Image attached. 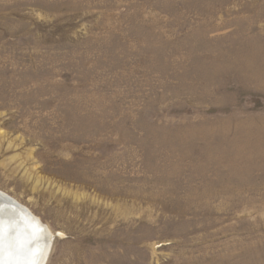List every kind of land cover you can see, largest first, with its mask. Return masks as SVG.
I'll use <instances>...</instances> for the list:
<instances>
[{"label": "rangeland", "instance_id": "rangeland-1", "mask_svg": "<svg viewBox=\"0 0 264 264\" xmlns=\"http://www.w3.org/2000/svg\"><path fill=\"white\" fill-rule=\"evenodd\" d=\"M0 190L45 264H264V0H0Z\"/></svg>", "mask_w": 264, "mask_h": 264}, {"label": "bare ground", "instance_id": "bare-ground-1", "mask_svg": "<svg viewBox=\"0 0 264 264\" xmlns=\"http://www.w3.org/2000/svg\"><path fill=\"white\" fill-rule=\"evenodd\" d=\"M0 195L10 198L13 202L17 203L19 207L29 211L32 216L45 227V231L43 230V226H37L35 229V225L24 217L26 214L25 212L23 214L16 210V207H8V204L4 200H0V246L8 248V250L11 251L16 248H22L23 242L27 241V246L33 250L38 248L37 252L40 254L39 259L42 256L44 260L53 237V234L48 229L49 227L43 224L38 217H36L26 206L19 203L16 199L1 190ZM3 205H5V207H3ZM26 216L28 215L26 214ZM45 250L46 252L44 254ZM48 252L50 253V250ZM18 253H22V249H20ZM6 256L7 259H5V264H22L21 261L24 260L20 258L13 263L10 262L11 255L6 254ZM40 262H42V259Z\"/></svg>", "mask_w": 264, "mask_h": 264}, {"label": "water", "instance_id": "water-1", "mask_svg": "<svg viewBox=\"0 0 264 264\" xmlns=\"http://www.w3.org/2000/svg\"><path fill=\"white\" fill-rule=\"evenodd\" d=\"M0 200H4L8 204L7 205L8 207H12V208L16 207L15 209L18 210L19 212L23 213V214L25 212L28 216H26V214H25L24 217L27 218L28 221L32 222L35 225V229H36L37 226H43L39 221H37V219H35L32 216V214L29 211L19 207V205L17 203L13 202L10 198L5 197L3 195H0ZM3 207H5V205H3ZM43 230L45 231V227L44 226H43ZM34 231H36V230H34ZM51 244H52V241H51L50 246H49V248L47 250V253L45 255V259L44 260H43L42 256L39 259L40 254L37 252L38 248H36V250H33L32 248L27 246L28 245L27 241L23 242L22 248H16V249H13L11 251L8 250V248L0 246V264H5L6 263V261H5V259H7L6 254H10L11 255L10 262H13V263H15L16 260H19L21 258V259H24L23 261H21L22 264H45L46 260H47V257H48V253H49L48 251L50 250ZM20 249H22V253H18V251ZM45 252H46V250L44 251V254H45ZM27 254H29V255H27ZM41 259H42V262H40Z\"/></svg>", "mask_w": 264, "mask_h": 264}]
</instances>
